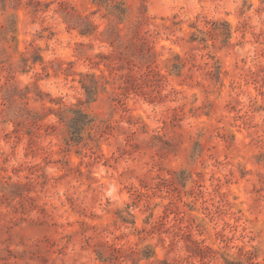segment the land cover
Listing matches in <instances>:
<instances>
[{"label":"rangeland","instance_id":"obj_1","mask_svg":"<svg viewBox=\"0 0 264 264\" xmlns=\"http://www.w3.org/2000/svg\"><path fill=\"white\" fill-rule=\"evenodd\" d=\"M113 4L0 0V264H264V0Z\"/></svg>","mask_w":264,"mask_h":264},{"label":"trees","instance_id":"obj_2","mask_svg":"<svg viewBox=\"0 0 264 264\" xmlns=\"http://www.w3.org/2000/svg\"><path fill=\"white\" fill-rule=\"evenodd\" d=\"M94 4L99 7H105L109 12L110 16H113L118 25L124 23L126 21V16L129 14V10L122 7V4H113V0H93ZM97 26L93 23H86L85 27L81 29L80 33L83 36H91L94 34ZM117 28H114L113 31L116 33ZM89 86L86 83L83 84V88L85 89L88 101H95L96 97L99 93L98 84ZM75 117L69 122V129L71 133L72 142H80L82 140V133L85 131L87 126H93L94 119L91 118L87 113L83 110L78 109L73 111Z\"/></svg>","mask_w":264,"mask_h":264}]
</instances>
